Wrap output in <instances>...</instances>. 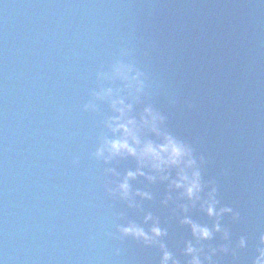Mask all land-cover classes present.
Wrapping results in <instances>:
<instances>
[{"label":"water","instance_id":"1","mask_svg":"<svg viewBox=\"0 0 264 264\" xmlns=\"http://www.w3.org/2000/svg\"><path fill=\"white\" fill-rule=\"evenodd\" d=\"M197 173L182 264H264V0H215Z\"/></svg>","mask_w":264,"mask_h":264},{"label":"clouds","instance_id":"2","mask_svg":"<svg viewBox=\"0 0 264 264\" xmlns=\"http://www.w3.org/2000/svg\"><path fill=\"white\" fill-rule=\"evenodd\" d=\"M118 71L120 72V74H124L127 71H130V69H118ZM121 115H123V112L121 113ZM129 123H133L132 121H130ZM123 130L125 133H129V128L127 126H121L120 129H117V131L119 130ZM138 143V141H137ZM111 149L114 153L118 154L121 150H126L128 151L130 154L132 155H136V152L133 148H131L127 141L125 140L124 142H120V141H116L113 142L111 144ZM170 152V156H169V161L171 164L173 165H177L181 158L184 157L185 155L190 156V153L185 150L182 146L177 145L174 141H172L169 138L168 144L165 146L160 147L159 150H157L156 148H154L152 145H148L145 148V154L146 155H150L153 158H155L156 160H160L161 156L160 153H169ZM102 154V153H101ZM195 162L192 160H189V166H192ZM158 166V165H157ZM131 175V174H130ZM181 179L185 182L188 181V177L186 175L182 176ZM184 185L182 183H178L176 185L177 188L183 187ZM127 184L125 183L124 185H122V190L127 193ZM200 190V185H199V173H194V180L193 182H191L190 186L187 189V193L188 196L191 198L196 192H198ZM209 214L212 215L213 213V209L209 208ZM132 230H126V232H131ZM194 232H199L203 238H208L210 233L208 232L207 229H199L197 227L194 226ZM138 235H143V233H137ZM156 234L159 235V231L156 230ZM189 251L191 252V249H189ZM169 259V257L166 255L165 256V260ZM198 264V262H197Z\"/></svg>","mask_w":264,"mask_h":264}]
</instances>
